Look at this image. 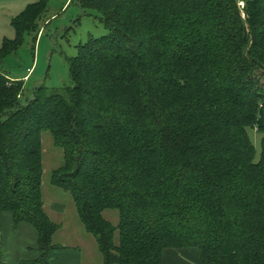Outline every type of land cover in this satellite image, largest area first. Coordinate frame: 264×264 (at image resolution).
Listing matches in <instances>:
<instances>
[{"label": "trees", "instance_id": "16d2710c", "mask_svg": "<svg viewBox=\"0 0 264 264\" xmlns=\"http://www.w3.org/2000/svg\"><path fill=\"white\" fill-rule=\"evenodd\" d=\"M76 1L108 33L77 47L71 86L36 87L23 105V81L1 71L26 35L36 43L48 0L0 43V215L37 232L24 264L61 249L41 192L44 131L63 154L50 184L71 196L102 264H161L181 248L202 264H264V0Z\"/></svg>", "mask_w": 264, "mask_h": 264}, {"label": "rangeland", "instance_id": "374dc122", "mask_svg": "<svg viewBox=\"0 0 264 264\" xmlns=\"http://www.w3.org/2000/svg\"><path fill=\"white\" fill-rule=\"evenodd\" d=\"M34 0H19L16 3L7 5L4 12L7 16L15 17L18 13L17 7L31 4ZM239 7L243 2H239ZM19 7V8H20ZM16 9V10H15ZM21 9V8H20ZM108 31L99 21L98 13L93 9H82L76 0H48L47 11L40 22V31L36 43L32 36L26 35L23 44L14 53L9 54L3 60L1 71L8 77H22L28 68L33 67L30 73L27 72V79L24 83L23 97L21 103L24 105L32 98L33 90L36 87L44 86L47 89H61L71 86L69 80L68 60L77 54V47L88 41L89 38H100L107 35ZM248 134L256 151V159L260 154V141L262 135L255 130H249ZM42 138V183L41 192L44 201V208L47 212H53L50 206L53 203L61 204L63 212H67L62 219L68 223L67 232L83 226L78 222L75 205L68 193L53 187L50 184L51 173L60 168L63 164V154L59 148L53 145L52 139L47 131L41 133ZM103 217L113 226L119 221L116 211H105ZM74 218V219H73ZM76 223V226H75ZM64 236H68V233ZM85 236L82 248L84 257L94 261L100 256L97 245L91 235L82 231ZM117 235V234H116ZM58 243H65L60 236ZM61 238V239H60ZM117 241V236L116 239ZM94 254H92V252Z\"/></svg>", "mask_w": 264, "mask_h": 264}, {"label": "crops", "instance_id": "0c3cea01", "mask_svg": "<svg viewBox=\"0 0 264 264\" xmlns=\"http://www.w3.org/2000/svg\"><path fill=\"white\" fill-rule=\"evenodd\" d=\"M17 1L19 0L0 2V43L3 39H13L14 37V32L10 26V20L13 17L7 16L4 12L7 5H11L9 7H12L13 3ZM36 1L34 0L32 3ZM27 5L25 3L21 7L19 6L21 9L17 7V10L20 11L16 14L18 15ZM33 67L28 68L26 74L22 77L10 78L7 76V78L11 81H23L25 83L29 80V77L25 80L28 76L27 71L32 70ZM50 208L53 212L45 211L46 214L51 221L60 226V229L53 236V244L61 247V249H55L49 253V264H102L101 255L99 258L95 256L96 254L93 255L95 257L93 262L84 257L82 248L79 246H83L87 242L84 240L85 236L82 234L84 229L81 230L80 227L75 228L71 235H69L70 232H67L68 223L62 219L67 213L63 212V205L53 203ZM78 222L80 223L79 219ZM66 232L68 236H64ZM59 236L63 240H66L65 243L57 242V237ZM37 239V232L31 225L27 223L15 225L11 214L2 213L0 215V264H24L35 261L39 256ZM161 264H202V257L201 253L195 248L165 249L161 255Z\"/></svg>", "mask_w": 264, "mask_h": 264}, {"label": "built area", "instance_id": "2783aa9c", "mask_svg": "<svg viewBox=\"0 0 264 264\" xmlns=\"http://www.w3.org/2000/svg\"><path fill=\"white\" fill-rule=\"evenodd\" d=\"M241 7H243V5H242ZM27 72H28V73H30V72H31V70H28ZM26 79H27V77L25 78V80H26Z\"/></svg>", "mask_w": 264, "mask_h": 264}]
</instances>
